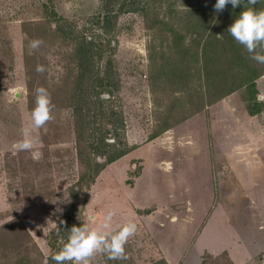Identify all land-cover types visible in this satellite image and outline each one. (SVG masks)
<instances>
[{
  "label": "rangeland",
  "instance_id": "rangeland-1",
  "mask_svg": "<svg viewBox=\"0 0 264 264\" xmlns=\"http://www.w3.org/2000/svg\"><path fill=\"white\" fill-rule=\"evenodd\" d=\"M135 1L0 0V264H55L69 229L98 227L109 210L113 225L134 221L137 233L127 259L98 253L91 264H264V176L252 175L256 164L264 172V150L238 129L252 126L248 91L226 94L237 64L224 65L215 40L204 50L233 8L219 18L208 0H147L140 14ZM82 38L94 45L86 72ZM254 63L264 103V64ZM38 87L52 119L32 129L36 159L11 145L31 127ZM254 120L263 128L264 110ZM116 143L133 149L89 185L83 175Z\"/></svg>",
  "mask_w": 264,
  "mask_h": 264
},
{
  "label": "clouds",
  "instance_id": "clouds-1",
  "mask_svg": "<svg viewBox=\"0 0 264 264\" xmlns=\"http://www.w3.org/2000/svg\"><path fill=\"white\" fill-rule=\"evenodd\" d=\"M256 2L257 0H215L213 7L217 13L222 12L226 5H231L233 9L238 6L241 8L227 31L250 54V59L264 64V9L245 6L246 3ZM41 43L40 39H35L30 46L36 49ZM36 71L42 72L44 67L37 65ZM30 117L31 127L22 129V138L15 141L11 148L14 152L31 151L34 158L39 159L41 153L34 151L38 137L32 134V129H39L52 119L50 96L43 87L36 89L35 107L31 110ZM55 211L62 212V209L57 208ZM113 216V211H107L98 227L73 225L66 242L51 255V260L55 264H91V258L98 253L105 254L110 260L127 259L124 246L137 233V224L129 220L122 225H113Z\"/></svg>",
  "mask_w": 264,
  "mask_h": 264
},
{
  "label": "trees",
  "instance_id": "trees-1",
  "mask_svg": "<svg viewBox=\"0 0 264 264\" xmlns=\"http://www.w3.org/2000/svg\"><path fill=\"white\" fill-rule=\"evenodd\" d=\"M130 2H133V0H130ZM136 3L134 4L135 7H131L130 11L133 12H139L140 14H142L144 11H146L147 8V0H136ZM215 4V0H208L207 2V6H208V10L209 8L211 9V6H214ZM257 4V3H256ZM210 6V7H209ZM246 7H251L253 6V4H245ZM241 11V8L238 6L237 8L233 9L231 11L232 14V19H235L239 12ZM229 14V11L224 9L222 12H219V18H225V16ZM233 22L230 21L227 26H229L231 23ZM107 23H109V21H107ZM226 26V25H225ZM58 31H60V33L66 38L69 39L70 41H74L71 39V37L69 36L70 34H66L65 32L62 31V29L59 27L58 25ZM216 37V36H215ZM212 34H208L205 40V45L204 50L206 51L209 47V45H211L212 43L217 42L218 44V49L221 51L222 56H225V58L223 59L224 61V65H233L234 63L237 64V72L233 73V75L231 74V76L237 80V86L231 88L226 94H230L231 92H233L235 89L239 88V87H245V89H247L246 91H248V96L246 98H244V103H245V107L246 110L248 112V114H250L251 116L259 114L260 112H262L264 110V103H259L256 100L257 97V90H256V84H255V80L258 77V74L256 73L255 70V63L254 60L250 59V54L244 49V47L240 44H238L228 33L227 28H224V31H222L220 33V37L218 36V38L216 39ZM76 48H77V54H76V58L78 60V64L80 67V71H84L86 72L87 70L90 69V65H91V61L94 57L93 54V49L92 47L94 45L91 44V42L88 39H84L82 38L78 43L75 44ZM210 58H206V62H209ZM89 67V68H88ZM88 68V69H87ZM208 71V70H207ZM206 71V74H207ZM83 76V74H81ZM83 79V78H82ZM103 81L100 80V84ZM103 83V82H102ZM102 86V85H100ZM109 87V86H108ZM106 87V88H108ZM226 94H221L220 96H218L214 101H218L221 98H223L224 96H226ZM74 99V98H73ZM81 98H78V101L85 103L84 101L80 100ZM81 108L76 107V121H75V125L77 127L78 121L84 123L83 119H81L80 113ZM110 118V117H109ZM87 126L89 125V122L86 121ZM117 123L119 125L120 128H123V119L122 118H117ZM163 131L162 130L160 133H158L155 136H158L159 134H161ZM77 132V130H76ZM79 132H77V136ZM104 144V143H103ZM106 146H108V144H104V146H102L103 148H105ZM98 149V148H96ZM133 148L131 146H126V144L124 143L123 148L120 147L119 143L116 144H112L109 145V150L106 152H102L99 153L98 155L102 158H104V161L102 163L99 162H95L94 160V164L91 166V173L90 174H84L83 175V179L87 178L88 179V184H93L96 177L99 175V173L109 164L117 161L118 159L122 158L123 156H125L126 154H128ZM83 162L86 164H88L89 166V159L87 160H83ZM74 196H76V194H74ZM68 226V225H67Z\"/></svg>",
  "mask_w": 264,
  "mask_h": 264
},
{
  "label": "crops",
  "instance_id": "crops-1",
  "mask_svg": "<svg viewBox=\"0 0 264 264\" xmlns=\"http://www.w3.org/2000/svg\"><path fill=\"white\" fill-rule=\"evenodd\" d=\"M262 79H264V75L262 76ZM244 109H245V113H244V117L245 118H244V120H247V123H251L252 126L250 127L246 122H244L245 124H247L245 129L243 127L240 128V126L239 127L237 126V127H238V129L241 130L240 134L247 139L248 148L252 149L254 152H256V151L257 152H260V151L262 152L264 150V127L262 128L260 126H257L255 124V122H254L255 121L254 118L258 114L251 116L250 114H248L246 108H244ZM262 115H263V113H262ZM245 124H243V125H245ZM118 160H121V158L118 159ZM117 161H115V162H117ZM115 162H113V163H115ZM256 165H258L257 169H255L253 171L252 175H254V177H256V178H261V177L264 176V172L262 171L263 168L259 164H256ZM232 168H235V165ZM237 169H238V165H237ZM240 173H241L242 176H244L245 174L247 176L246 167H244V169L240 170Z\"/></svg>",
  "mask_w": 264,
  "mask_h": 264
}]
</instances>
